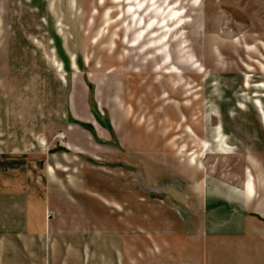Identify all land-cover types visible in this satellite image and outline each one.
<instances>
[{
    "label": "rangeland",
    "instance_id": "rangeland-1",
    "mask_svg": "<svg viewBox=\"0 0 264 264\" xmlns=\"http://www.w3.org/2000/svg\"><path fill=\"white\" fill-rule=\"evenodd\" d=\"M10 140L53 155L55 201L102 205L103 252L142 204L188 215L207 174L251 175L263 213L264 0H0Z\"/></svg>",
    "mask_w": 264,
    "mask_h": 264
},
{
    "label": "crops",
    "instance_id": "crops-1",
    "mask_svg": "<svg viewBox=\"0 0 264 264\" xmlns=\"http://www.w3.org/2000/svg\"><path fill=\"white\" fill-rule=\"evenodd\" d=\"M20 145H0V264H264V212L246 213L258 192L251 175L241 186L200 176L187 193L188 215L150 216L142 204L140 215L116 219L122 224L103 252L102 205L55 201L53 155L23 156Z\"/></svg>",
    "mask_w": 264,
    "mask_h": 264
}]
</instances>
